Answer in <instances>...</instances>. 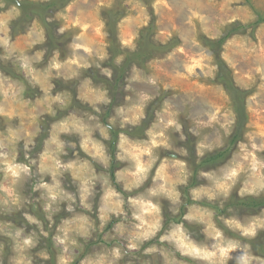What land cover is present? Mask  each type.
<instances>
[{"label": "rangeland", "instance_id": "obj_1", "mask_svg": "<svg viewBox=\"0 0 264 264\" xmlns=\"http://www.w3.org/2000/svg\"><path fill=\"white\" fill-rule=\"evenodd\" d=\"M17 1L18 4L14 0H0V150L10 143L9 129H12L19 138L16 162L28 163V159H35L36 164L17 189L24 206L18 210L0 207V227L6 224L10 230L24 229L26 235L36 233L39 242L31 252L33 264H58L63 246H55L53 237L65 220L77 215L87 216L93 228L87 238L78 237L81 247L67 257L69 264H81L86 257L95 259L101 255L105 257L104 264H244L246 255L253 258L251 264L264 261V255L253 248L258 245L264 251V227L257 226L255 236L248 237L241 236L235 228L237 223L242 228L264 224V207L253 215L242 214L241 208H230L228 213L216 218L217 209L199 204L206 201L225 206L233 194L241 198L264 196V0H69L53 9L39 7L51 0ZM19 3L34 5L26 6L29 8L26 13ZM110 21L117 22L114 25ZM151 24L154 30L150 39L155 45H167L175 37L178 45L167 53L155 52L129 61L130 54L144 47V42H140L142 31L148 30ZM232 24L244 27L229 36L217 59L207 41L220 39ZM51 34L58 37L55 42L63 45L66 54L61 49L50 51ZM63 35L66 37L59 38ZM24 63L34 71L25 69ZM53 63L60 67H51ZM222 65L229 73L228 81L245 92L241 105L230 95L227 86L218 81ZM122 66L127 74L124 85L117 91L86 73L93 68L98 77L111 80L117 73L115 69ZM99 93L108 102L97 100ZM57 95L68 102L65 108L58 101L51 104L48 99ZM145 96L149 99L143 102L139 122L125 121L118 114L123 108L125 116L137 115L128 109L140 104ZM159 97H162L160 105L152 108ZM50 105L55 115L48 111ZM234 106L246 114L245 119L241 118L245 129L243 139L231 146L220 164L208 169L201 167L194 175L195 166H200L207 153L227 145L239 121ZM151 109H154L149 117L151 122L144 135H129L128 131L142 124ZM70 116L85 121L92 116L95 118L92 123L99 122L108 130L105 138L97 128L93 138L104 144L109 161L105 167L103 162L84 152L80 133L62 132L59 140L63 143L60 154L63 163L77 159L90 161L96 174L107 175L111 187L123 193L125 201L129 196L146 195L148 189L158 190L162 184L173 196L178 195L176 200L163 194L153 198L161 211L151 214L148 223L159 222L160 228L138 248L127 247V237L135 231L128 204L123 205L127 218L109 212L110 219L101 228L104 222L100 219V208L105 186L98 181L93 189L95 195L89 198L91 209L83 208L75 169L58 177L64 190L75 197L71 202L73 210H68L69 201H62L52 220L47 219L42 199L44 190L34 188L41 181L53 183L51 173L39 171L41 158L45 151H56L57 145L48 143L56 135L54 125ZM170 120L181 126L179 131L167 127ZM115 130H118V140L113 151L110 141ZM149 131H163L165 135L158 137V141L163 140L168 146L153 149L156 159L148 178L139 188L127 192L125 185L132 184L136 178L130 174L132 161L121 159L126 155L120 148L121 135L128 140L124 149H132L143 147V141L151 139ZM143 159L146 161L148 157ZM43 163L50 166L52 162ZM161 167L163 179L157 180L156 173ZM232 171L237 175L227 180ZM193 177H197L194 186ZM11 180V177L6 180L0 172V198L2 189L10 186ZM220 183L227 188V197L218 187ZM209 193L215 197L209 199ZM182 207L186 210L183 222L173 219L166 222L165 210L174 218ZM25 213L39 219L49 235L44 237L40 225L28 221ZM217 219L226 226L219 227ZM227 221L232 222L231 226ZM120 224L124 225L122 230L118 229ZM177 228L179 238L188 246L186 251L195 255H182L167 241H160V236L171 234ZM256 238L258 241L253 246L251 241ZM229 242L236 247L229 249ZM11 244V238L0 233L3 264H9L13 255ZM116 247L121 250L119 260L110 254ZM148 248L156 250L148 252ZM38 252H46L50 258L43 260L36 255Z\"/></svg>", "mask_w": 264, "mask_h": 264}, {"label": "clouds", "instance_id": "obj_2", "mask_svg": "<svg viewBox=\"0 0 264 264\" xmlns=\"http://www.w3.org/2000/svg\"><path fill=\"white\" fill-rule=\"evenodd\" d=\"M79 47V46H77ZM25 69L29 71H34L27 63L22 65ZM53 68H59L60 65L53 63ZM110 75V73H109ZM35 79V77H34ZM87 98V95L85 96ZM51 104H55L57 101L60 104L61 108H65L67 103L65 100L61 99V96L57 95L55 97H48ZM97 100H103L108 102L103 93L96 95ZM149 98L147 96L142 97L141 103L135 105L133 108L128 109L129 112H137L138 114L134 117L125 116V110L123 108L118 110V114L124 117L125 121L129 119L134 122H139L141 116L143 115V102L147 101ZM48 111L55 115V111L52 109L51 105L49 106ZM99 111V109H97ZM11 116V113L8 114ZM95 118L92 116L88 117V120L76 118L75 116H70L67 119L60 121L55 124L54 127L57 129L56 135L52 137L48 143H55L57 149L54 153L45 151L40 163L39 171L41 173H51L53 178V183L48 184L41 181L39 184L35 185L34 190L43 189L42 199L44 200V211L48 214L47 219L52 220L53 214L55 211H58V206L62 201H69V211H72V203L75 201V197L64 190L61 186V182L58 179L65 171L75 169L78 171L74 172L75 177L80 181V201L81 206L85 209H91L92 205L89 202V198L94 196L95 193L93 189L95 188L96 183L102 182L105 186V191L102 197L103 205L100 208V219L104 222L101 225V228L104 227L105 223L110 219L108 213L114 212L117 216L125 215L123 205L128 204L129 209L132 213V220L135 226V231L127 237L129 249H136L139 245L146 240H149L151 237H154L157 231L160 228L159 222L154 224L148 223V217L151 214H159L161 209L158 205V202H153V198L163 194L169 198L176 200L177 196H173L162 184L159 189H148L146 195L141 194L136 197L129 196L127 201L123 197V193L116 191L111 187V181L107 175L101 174L97 175L94 169L93 164L88 160H83L82 162L77 159L76 161L70 163H63L60 159V154L63 152V143L59 140V134L62 132H77L80 133L83 137L81 141V147L84 152L91 156L94 160L103 162L105 167L108 166L109 157L106 155L105 146L99 140L93 138L94 131L99 128L102 135L107 138L108 130L105 129L99 122L92 123ZM35 122V121H33ZM112 123H115V118H113ZM167 127H175V130H180V125L174 120L168 122ZM29 136L32 135L31 132L28 133ZM148 135L151 137L149 141H143V147L137 146L132 149H124V145L128 144V140L121 135L120 148L126 152V155L121 157V159H127L132 161V167L130 169V174L136 179L132 184L125 185V191L131 192L133 189L139 188L145 180L148 178L149 172L153 164L155 163V157L153 156V149L163 145L167 147V143L163 140L158 141V137H163L165 133L149 131ZM10 143L7 146L3 147V150H0V172H3L5 179L9 177L12 178L11 185L4 187L2 189V198H0V207L11 210L12 208L20 209L23 207V200L18 192L19 185L31 174L32 165L36 164L35 159H28V163H17L16 155L18 143V137L14 134L12 129H9ZM203 147V145H201ZM203 153H201L202 155ZM147 156L148 160H144L143 157ZM43 161H51L50 166H45ZM163 167L156 173L155 179H163ZM237 173L232 171L227 177V180H231L235 177ZM118 182L120 181L119 175ZM218 187L223 190L225 197L228 195V190L223 183L218 184ZM209 199L215 197V194L209 193ZM113 198H116L115 201ZM115 203V207L109 208V205ZM27 220L31 223L40 225V232L44 237L49 235L48 232L44 231L43 225L39 219L33 215L25 213ZM223 219V218H222ZM231 226L232 222H225ZM264 227V224H252L246 228H242L239 223L235 224V228L240 230L239 234L244 237L255 236L256 227ZM93 228V223L89 221V218L85 215H77L72 220H65L63 224L58 229V234L53 237L54 245L57 247H62V254L58 257V264H69L68 256H71L77 248H80L81 245L78 243V237L84 236L88 237L90 234V229ZM124 228L123 224L118 225V229L122 230ZM0 233L11 238V251L13 255L9 258V264H33V258L31 255L32 249L36 248L39 240L35 232L31 234H25L24 229H11L9 225H4L0 227ZM180 232L177 228L175 231H172L171 234H164L160 236V241H167L172 245L176 251L180 252L182 255H195L194 252L186 251L187 245L184 244L183 239L179 238ZM236 245L231 242L228 243V248H234ZM246 247V246H245ZM2 250V246H0ZM155 248H148V252L155 251ZM224 251H227L225 249ZM116 260H119L121 257V250L119 247H116L111 250L110 253ZM36 255L41 257L43 260H48L50 257L46 252H38ZM105 257L103 255L98 258H89L86 257L81 261V264H104ZM253 258L249 256L244 257V264H251ZM0 264H3V260L0 259ZM260 264H264V261H261Z\"/></svg>", "mask_w": 264, "mask_h": 264}, {"label": "trees", "instance_id": "obj_3", "mask_svg": "<svg viewBox=\"0 0 264 264\" xmlns=\"http://www.w3.org/2000/svg\"><path fill=\"white\" fill-rule=\"evenodd\" d=\"M14 1H15V3L18 4L17 0H14ZM67 2H69V0H51L50 2L44 3L41 6L39 5V7L42 9L43 8H46V9L59 8V7H62L63 4H65ZM19 4L22 7V9L25 10L26 13H27L28 9L32 5H34L33 3H28V4L27 3H19ZM26 6H28L29 8H26ZM27 17L29 18L30 16L27 15ZM110 22L115 25L117 21H110ZM110 22H109V25H110ZM243 27L244 26L241 24L240 25L232 24V25L228 26L226 33L220 39L207 41L208 47L213 50V52L217 56V59H218L219 54L221 52V47H223V44L227 41L229 36L234 34L236 31L241 30ZM147 29L148 30L142 31L143 34H142V37L140 40V42H144V44H143L144 47L141 48L140 52L130 54L129 55L130 59H128L129 61H131L133 59L140 60V59H143L145 57H149L148 54L152 55V53H155V52L167 53V51L171 50L172 47H176L179 43L178 38L175 37L167 45H164V46L155 45L150 39V36L152 35L153 30H154V25L151 24V26H149ZM65 37L66 36L63 35V36H60L59 38H65ZM57 38L58 37H55L53 34L50 35V40L48 41V46L50 47V51L61 49V52L66 54L67 51L63 48V45H60V44L55 42V41H57ZM127 63L128 62H126L125 64H127ZM218 63L221 65L220 62H218ZM124 66L115 69L117 71V73L114 74V77L111 80H109L103 76L98 77L95 73V69H93V68L88 69L86 73L99 82L100 81L106 82L108 85H110L112 91H117V89H119L120 87L122 88V86L125 83L127 70ZM0 67H1V65H0ZM225 71H226V69L222 65L220 67V73H218L219 74L217 77L218 81L223 82L224 85L227 86V89L229 90L230 95L233 97H236V100L239 103L238 105H241V102H242V99L244 97L245 92H243L239 88H237L231 81H228L229 80V76H228L229 73L227 71L225 73ZM112 96H114V94ZM161 101H162V97L157 98L156 102L152 104V108H154L156 105L159 106ZM235 107H236V110L239 109V107L234 106V108ZM240 108H242V107H240ZM153 110L154 109H151L148 111L149 114L143 120L142 124L135 126L131 130L128 131L129 135L138 134L139 137H140V135H144L147 127L149 126V123L151 122V118H149V117L152 115ZM237 114H238L239 121H237L238 123H236L235 129L233 130L232 134L229 136V138L227 140V145H225L223 148H220V149H217V150H214V151L207 153L203 157L202 161L199 163L200 166H195L194 175L197 173V170L198 171L200 170L201 167L208 169L212 165L215 166L217 164H220V162L223 161L225 159V157L228 155L229 149L231 148V146L235 145L237 142H239L240 140L243 139L245 129L243 128V125L241 124V118L245 119L246 114L244 113V111H242V109L240 111L238 110ZM117 140H118V130L112 131V138L110 141V145H111V148L113 151L116 148ZM188 142L191 144V141H188ZM196 178L197 177L192 178V180H191L192 185L197 182ZM192 202L193 201H189V203H192ZM199 204L206 206V207H209V208L217 209V215H216L217 217L216 218H218L219 215L228 213L230 208L231 209L232 208H235V209L241 208L242 214L253 215L254 212L257 211V209L264 207V196H262V195L257 196V197L247 196V197L241 198V197H238L236 194H233L230 198V201L228 203H226L225 206H220L218 204H212V203L206 202V201H201V202H199ZM185 212H186V210L184 209V207H182V209H180V213L177 215V217L171 218V213L169 212V210H165L164 216H165L166 222L172 221V219L174 222H177V223L183 222L182 218H183V215H185ZM217 220L220 223L219 227L223 228L226 226L224 224V222H221L219 219H217ZM257 238L255 240L251 241L253 246H254V242L258 241ZM255 247H257L258 249H256ZM255 247H253V248L255 249L256 253H258L259 255L260 254L264 255V251H261V249H260L261 247H258V245Z\"/></svg>", "mask_w": 264, "mask_h": 264}]
</instances>
